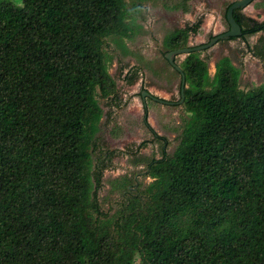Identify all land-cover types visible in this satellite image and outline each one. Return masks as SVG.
Returning <instances> with one entry per match:
<instances>
[{
  "label": "trees",
  "instance_id": "obj_1",
  "mask_svg": "<svg viewBox=\"0 0 264 264\" xmlns=\"http://www.w3.org/2000/svg\"><path fill=\"white\" fill-rule=\"evenodd\" d=\"M139 10L127 0H0V264H264V84L242 89L229 56L213 76L200 54L185 57L191 117L176 150L148 162L142 193L124 177L117 209L102 208L108 161L123 152L98 135L100 99L117 96L107 49L131 37ZM234 16L243 35L231 40L264 62V20ZM202 21L168 34L167 52L187 47ZM146 104L144 125L164 143Z\"/></svg>",
  "mask_w": 264,
  "mask_h": 264
},
{
  "label": "rangeland",
  "instance_id": "obj_2",
  "mask_svg": "<svg viewBox=\"0 0 264 264\" xmlns=\"http://www.w3.org/2000/svg\"><path fill=\"white\" fill-rule=\"evenodd\" d=\"M132 6L139 4L140 10L129 20L131 37L122 43L111 42L107 49V66L117 85L114 100L100 99L104 116L98 134L104 149L121 150L108 161L110 167L104 173L102 189L99 193L102 208L113 213L124 190L119 184L124 177L131 179L134 192L142 193L152 182L146 173L151 159H159L164 153L173 154L183 129L191 117L184 102L180 105H165L147 99L148 121L167 141L156 140L144 125L145 105L140 97L143 90L150 91L162 99L177 102L180 99L181 75L165 58L167 48L165 37L178 28L194 24L202 18L197 34H190L187 47L207 43L210 36L228 30L224 16L229 3L236 0H127ZM243 13L257 21L264 20V0H255ZM260 33L248 38L250 45L256 43ZM207 61L211 76L215 65L223 56H229L233 64L242 70L240 87L250 90L264 84V62L255 58L241 38L221 41L214 47L194 52ZM187 55L176 57L180 65ZM122 72V74H121ZM133 75L130 83L125 75ZM129 76V77H130ZM147 144L137 150L139 144ZM164 152V153H163Z\"/></svg>",
  "mask_w": 264,
  "mask_h": 264
},
{
  "label": "water",
  "instance_id": "obj_3",
  "mask_svg": "<svg viewBox=\"0 0 264 264\" xmlns=\"http://www.w3.org/2000/svg\"><path fill=\"white\" fill-rule=\"evenodd\" d=\"M255 0H236L234 1L228 8L227 14H226V19L229 24V30L220 33L216 35L215 37L211 38L209 42L196 45V46H191V47H183V48H178L172 51H169L165 54V58L167 61L171 64L173 68H175L182 76V83H181V100L177 102H172L168 101L165 99H162L160 97H157L153 95L150 91L148 90H143L141 91V99L143 100L144 103H146L147 99H152L156 102L165 104V105H180L184 102L185 99V88H186V76L182 70V68L176 63L175 59L176 57L180 55H189L192 52L196 51H204L208 50L212 47H214L216 44H218L221 41H227L231 40L232 38H238L243 35V30L241 25L238 23L234 16V12L237 9L244 10L246 7L251 5Z\"/></svg>",
  "mask_w": 264,
  "mask_h": 264
},
{
  "label": "flooded vegetation",
  "instance_id": "obj_4",
  "mask_svg": "<svg viewBox=\"0 0 264 264\" xmlns=\"http://www.w3.org/2000/svg\"><path fill=\"white\" fill-rule=\"evenodd\" d=\"M149 99V98H148Z\"/></svg>",
  "mask_w": 264,
  "mask_h": 264
}]
</instances>
